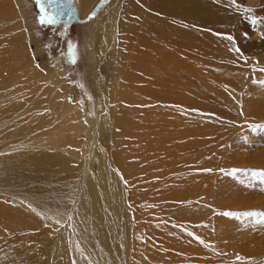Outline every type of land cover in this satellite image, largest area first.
I'll return each mask as SVG.
<instances>
[{"label": "bare ground", "instance_id": "1", "mask_svg": "<svg viewBox=\"0 0 264 264\" xmlns=\"http://www.w3.org/2000/svg\"><path fill=\"white\" fill-rule=\"evenodd\" d=\"M19 1L0 0V153L7 156L0 155V192H4V188L14 185L12 183L18 180L40 183L53 182L52 178L59 180L60 186L50 191L51 194H58L54 193L50 197L62 200V203L60 200L57 202L67 206V209L63 206L65 211L61 212V205L56 208V205H50L51 201L44 202L49 191L36 188V185L27 191L26 200L32 205L34 202L44 203V211H48L46 215L53 218L57 225L68 218L71 229L62 226L54 233L47 232L32 218L30 208L17 209L15 214L12 212V218L5 217L6 227L2 222L4 242L9 233L18 234L14 237L16 243L5 247L8 256L10 254L13 257L6 260L10 264H22L23 255H29V237H26V231L33 229L36 231L34 237L41 243L38 250L33 248L29 252L41 255L45 251L43 254H47L46 264H254L260 257L257 246L246 248L245 244H241L238 240L242 235L239 237V234L244 231L238 233V230L228 228L229 221H222L219 227L205 226V222L202 226L194 227L190 223L199 220L203 222V219L195 220L191 213L195 206L191 207L190 204H197L200 200L196 198L197 195L201 193L203 198L209 193L211 197L210 191L212 193L214 190L218 195L224 187L219 182L214 186V175L211 182H206L207 171L201 174L200 168L210 165V161L196 165L198 156L195 154L191 157V152L195 153L199 148L197 142L188 144L185 140L193 139L195 123H190V119L196 118L200 107L208 110L206 104L223 99L224 92L215 87V78L224 76V73L237 72L233 69L238 66L244 68L243 62L246 61L239 58L235 51L245 48L241 30L236 27L237 23L233 25L237 16L235 11L240 10H236L235 2L116 1L114 16L119 24L102 31L103 37L100 41L96 40L95 45L96 50H108L107 53L114 59V62L113 59L107 62L109 66L110 63L113 64V72L108 76L112 88L106 93L103 104L109 107V114L113 110L112 104L117 105L118 109H115L116 112L112 111V119L107 117L103 122L106 123V129L111 125L115 127L112 131H116L120 127L119 117H122L119 106L125 105L122 114L127 121L123 126L127 133H121L123 136L120 145L122 146L125 138L144 135L146 139L139 141L138 146L144 143L149 148L153 144L156 146L153 151L161 150L159 156L152 157L154 166L150 169L151 173L146 175L142 172L145 166L138 168L130 159L126 163L120 155L119 147L116 148L112 135L107 146L96 148L99 135L97 130L87 131L82 111L77 106H67L60 101L62 86L57 75L39 70L31 60L29 30L21 32L19 27L23 18L19 24L15 19L21 14ZM94 1L73 0L81 15H84ZM58 2L62 4L60 9L64 15H71L66 19L73 18L70 0ZM124 28L126 32H123ZM228 35L233 38L231 41L225 38ZM31 62L34 66H31ZM229 64H233V71ZM226 67L228 70L224 71ZM232 83L235 87L241 86L236 79ZM261 90L256 87L250 91L247 99L255 102L254 107L262 113L260 117H264V91ZM61 94L65 95L66 89ZM118 95L121 96L119 100L116 98ZM103 129L105 130V126ZM69 131H75L78 135L65 136ZM134 131L139 133L135 134ZM58 138L61 141H55ZM84 139L81 152L83 160L77 170L66 176L60 173L55 175V169L61 171L68 166L66 157L39 148L66 150L67 145L81 146ZM176 148L177 153L174 152L173 158H163L168 157L171 149ZM182 157L184 162L179 163ZM129 167L136 169L133 175L127 173L126 168ZM39 173L43 176L39 177ZM127 182L131 183L130 190L127 189ZM69 184H75L73 189L68 188ZM233 186L237 184L230 185L228 194L231 196L226 197L229 205L236 204L233 200L238 196L242 197L244 192L245 196L256 193H247L248 187L241 191ZM235 193L242 194L237 196ZM256 194L255 204L248 195L247 200L251 203L247 204L244 199L246 197L243 196L246 204L241 206L243 202L239 199L237 209L259 206L264 210V193ZM158 203L160 206H156ZM136 204L138 207L135 209ZM161 211L165 212L161 216L164 219L158 220L156 216ZM195 211L196 209L193 213ZM24 212L27 215H22ZM167 214H171L172 218L176 215L174 221L170 218L168 222L165 217ZM188 214L192 217L185 223L182 216ZM262 222L264 223V217L260 223ZM208 223L210 225V221ZM132 224L136 227H132ZM259 226L254 224V228ZM238 255L244 259L237 261ZM20 256L21 263L18 260ZM34 256L37 255L32 254Z\"/></svg>", "mask_w": 264, "mask_h": 264}, {"label": "rangeland", "instance_id": "2", "mask_svg": "<svg viewBox=\"0 0 264 264\" xmlns=\"http://www.w3.org/2000/svg\"><path fill=\"white\" fill-rule=\"evenodd\" d=\"M116 1L118 2L119 0H95L92 3L91 7L84 13V15H81L76 4L73 2V0H70V7L74 11L73 18H70L68 21L54 20V23L48 24V23L40 22V17L43 16L45 13H47V15L52 17L51 15L52 6L47 3V0H20L19 5L21 6L20 8L21 14L17 15L15 19L18 20L17 22L19 24V21L21 20V18H23V21L20 22V27H19L21 32H25L26 29L29 30L28 35L30 38L28 37V46H29V50L31 51V58H32L31 60L33 61L35 66L38 67V69L42 70L43 72L46 73L53 72L54 74L57 75L58 80L62 86L59 93L60 101L62 103L64 102V104H66L67 106H77L82 111L81 114L84 121L86 122L85 129L87 131H89L90 129H91L90 132L93 129L97 130L99 134L97 140L98 146L95 147L99 148L100 146H107L109 142V138L112 135L116 143L115 146L116 148L119 147L120 155H122V158L126 160V163L130 159L131 162L134 165H137L138 168L141 166L142 167L145 166L142 172L148 175L151 173V170L154 166L153 164L154 161L151 162V160L153 159L152 157L155 155L159 156L161 150L153 151L152 149L156 147L153 144H151L149 148H147V146L144 143H142L139 144L140 146L139 147L138 142L144 141L146 139L144 135L140 136L133 134V133L135 134L139 133V131H134L133 133H131L134 135V137L125 138V140L122 142L123 143L122 146L120 145L121 136H123L121 133H125V134L127 133L123 128V126L127 123V121L123 119L124 114H122L123 113L122 109L125 108V105L119 106V113L122 115V117L121 116L119 117L118 123L120 127H117L116 131L114 132L112 131L115 130V127H111V125H110L111 129L109 127L106 129V123L103 122L104 119H106L107 117L112 119L111 117L113 116V112L115 111L116 108L118 109L117 105H115L116 106L115 107L114 104H112L113 106L112 108L114 111L112 110L113 111V112L111 111L112 114L111 112L109 114V110H110L109 107L103 104V100L106 96V93L109 92V90L112 88V82L108 78V76L113 72L112 71L113 64L110 63L111 66H109L107 62L108 60H112L113 57L107 53L108 50L106 51L105 50L102 51L101 49L96 50L95 45L97 44L98 39L99 41L100 39H102L103 37L102 31L110 28L111 25L119 24V21L115 19L114 16L115 13L114 6ZM233 1L236 4L237 7L236 10L238 9L241 10V11L240 10L235 11L237 16L236 18H234L236 20H234L233 25L234 23L235 24L237 23L236 27L239 28L242 33L241 39H242V43H244L243 47L245 48L239 49L240 51H238L237 54L239 58L241 57L243 61H246L243 62L244 68L240 66L234 68L232 67L234 63L232 65L229 64L230 70H232L231 68H234L233 70L236 69L237 72L235 73L231 72L230 74L224 73V76L215 78V87L224 92V96L222 97L223 99L222 101H213L211 103L208 102L210 104L205 105L207 108H209L208 110L203 107H200V111L196 112V118H193V120L190 119V123L191 121L195 123V126L193 127V129L195 130L194 135H192L193 139L187 138L185 140L186 142H188V144L193 141L194 144L195 142H197V148L199 147L196 150L197 153L191 152L192 153L191 157L195 156V154L198 156L199 163L196 162L195 163L196 165L203 164L204 162L209 163L208 161H210V165H207V167L203 166V168L202 167L200 168L201 174H205L204 169L211 168L212 170L210 172L207 171V179L205 178L206 182L207 183H209V181L211 182V178L214 175L213 177L215 178L213 180L215 181L213 182V184L215 183L214 186H216L218 182H219L218 184L222 183L221 187L224 186L222 187L223 188L222 190L224 192L225 191L227 192H225L226 194L222 193L223 191L221 192V194L219 193L218 194L219 198L218 195H216L217 193L216 194L214 193L216 192V190H214V192L212 193L210 191L211 197L209 196V193L204 195L203 198H201L203 196L201 193L200 195H197L198 197L196 198H200L197 204L200 205H197L196 202L191 203L190 206L191 207L195 206L194 209H196L195 211L196 213H193L194 209L193 212L191 211V213L192 215H194L195 220L203 219V222L202 221L200 222L199 220L195 223L192 221L190 223H193L192 225L194 227H199V225L202 226L203 223L205 222L204 225L210 227V226H218V225L221 226L222 221L223 223L225 221H229L228 228L234 231L238 230L237 231L238 233L240 231L241 232L244 231L242 232V234H239V237L240 235H242L241 238L238 240L241 241V244H245L246 248L257 246L256 249L258 252H260L259 253L260 257L255 261L254 264H264V251H263L264 226L262 225L263 227H260L261 226L260 224H264L263 222L260 223L262 218L264 217V210L262 208H259V206H256V208L244 207L241 209L242 211L240 210L239 207L238 210L237 205L240 202L239 199H241L243 202V196H245L244 195L245 192L243 193V195H241L242 197L237 195L242 193H235V195H237L238 197H236L237 200L236 199L233 200V203L236 204L229 205L228 204L229 202L227 201L228 199L226 198L227 196H231L228 194V190L231 189L230 185H232L233 183L237 184V186H233L237 190L245 191L247 189L246 187H248L249 190L247 189V193L256 192L258 194L260 193V195L264 193V180L251 178V171L253 170L264 171V162H263L264 127H260V126H264V120H263L264 117H260L262 113L257 108L254 107L255 102L248 101L247 99L249 98L250 91H252L256 87L262 89L261 92L264 91V0H233ZM41 5L43 6V11L41 10ZM123 32H126L125 28L123 29ZM33 63L31 62V66H34ZM226 68L227 69H224V71L228 70V67ZM252 75H254V77ZM233 79H236V82L239 83L241 86L235 87L234 83H232ZM64 89H66L65 95L61 94V92ZM262 93L264 94V92ZM263 94H261V96H263ZM116 98L117 99L121 98V96L118 95L116 96ZM113 102L115 103V101H112V103ZM215 105L218 106L219 109H217ZM221 108L223 110H220ZM248 112L251 114H249ZM187 118L189 119V117ZM103 125L105 126V130L103 129L104 128ZM99 132L101 133L102 137ZM64 135L69 137H74L78 134L75 131L74 132L69 131V133L67 132ZM101 139L102 142H100ZM129 139L131 140L133 139V141H129ZM57 140L61 141V138H58L55 141ZM84 141L85 139L82 141L81 146L67 145L66 150H58V149L54 150L46 147H40L39 149L51 151V152L54 151L66 157L65 160L68 161V166L62 169L61 171L55 169L57 172V173L55 172L56 173L55 175H59L58 173H60V175L66 176L68 174H72L75 169L77 170L81 160H83L82 157L83 153L81 152H82V148L84 147ZM130 149H132L131 152L128 151ZM174 152L177 153V148L175 150L171 149L170 155L168 157H163V158H173L175 155ZM5 156L6 155H4V157ZM111 157L113 159V156ZM182 161L184 162L183 157L181 160H179V163ZM164 166L165 164H163L162 168H164ZM133 169L134 168L132 167H129V169L126 168V170L128 171L127 173L133 175V173L136 170ZM221 169H224L225 171L222 172L220 171ZM230 169H241L242 171L236 172L235 175H228L227 173L228 170ZM38 176L42 177L43 175L39 173ZM223 178L225 181H223ZM52 180L53 182L50 183L49 182L40 183L36 181L35 182L29 181L26 179L25 181L18 180L12 183L15 186L11 185L10 187H7L9 189L4 188V192H0V218H1L0 219V236H1L0 264L1 263L10 264V261L6 259L10 260L13 258L12 256H10V254L8 256L5 247L16 243L14 242V237L18 234L9 233L7 235L8 237L7 240H5V242H4V236H2L4 234V227H6L7 225L4 224L5 217L7 216L12 218L13 216L11 217V215L13 211L15 214L19 209L21 210L25 208H30L33 212L32 218L36 219V222L44 229H46L47 232L49 231L50 233H54L55 231H58L60 228L63 227H66L69 230L70 226H69L68 218H66L64 223L60 224L61 225L60 227V225H57L55 223V220L53 218L48 217L46 215L47 214L46 212L48 211H44L45 210L43 207L44 203L42 204V202L41 203L34 202L35 204L32 205L26 200L28 193L27 191H29L33 186L35 187V185L36 188L40 187L45 191H49V193L51 189L60 186L59 180H55V178L54 179L52 178ZM127 184H128L127 189L130 190L131 183L127 182ZM254 184H256V186ZM73 185L75 186V184H71V185L69 184L68 188L73 189L74 187ZM207 185L209 184H206V186ZM218 191L220 192V190ZM49 193H47L44 202L46 200H48L49 202L51 201L52 203L50 202V205L51 204H53L54 206L56 205L55 206L56 208H59V205H61L60 208L62 207L63 209V210L60 209L61 212L65 211V208L67 209V206L64 204H60L62 203V200L57 198H54V200L52 199L54 193L56 194L58 193L57 192H54L53 194L51 193L49 194ZM256 193H251V195L254 194L253 196H251L250 194H246V196L247 195L250 196L251 201L254 200L253 204L257 202V199H254V197H257ZM222 194H225L226 196L225 195L223 196ZM51 195L52 197H50ZM244 199L247 200V197ZM59 200L61 201L60 203H58ZM188 200L192 201V199L190 198H188ZM54 201L56 202V204H54L55 203ZM223 201L227 202V204L224 203ZM249 201L248 200L246 201L247 204L251 203V201L250 202ZM208 204H210V206H208ZM245 204L243 202V205L241 206H244ZM232 205H233V209H232ZM63 206H65V208H63ZM135 206L136 209L138 207V204H136ZM156 206H160V203H158ZM8 208L10 210H8ZM4 210H7V212L5 213ZM202 210L205 212H203ZM253 211L257 213L256 216L243 215V213L253 212ZM224 212H232L235 213L236 215L224 216L223 215ZM164 213H165L164 211H161L158 214V216H156V219L158 220L164 219V217H161L164 216ZM22 215H27V214L25 213ZM174 216L176 217V215ZM165 217L168 222L170 221V218H172L171 214H167V216ZM175 217L173 218L175 219ZM191 217L192 216L188 214L186 216H182V219L184 218L186 223L189 222V219ZM173 218L172 220L174 221ZM209 221H210V225L208 223ZM2 222L4 224V227H2L3 226ZM132 223L134 224V222ZM254 224L255 226H259V225L260 226L258 228L256 227L254 228ZM132 227L135 228L136 226L133 225ZM136 231L137 229L135 230V232ZM254 233L256 235H254ZM26 234L28 236L26 235L25 236L27 238L29 237L28 239L29 245L27 247V250L29 255H31L30 256L31 258H29V255L26 254L23 255L22 259L26 264H31V262H33L35 259L36 260L35 262H33V264H46L47 254L46 256L45 254H43V252L45 253V251H43L41 255L38 253L36 254L29 252V249L32 250L34 248L35 250H38V246H40L39 243L41 242H39L38 239L34 237L36 231L33 229H29L28 231H26ZM239 237H236V239H238ZM43 249L45 250V248ZM32 254H35L37 256L32 257ZM21 256L20 259H18L20 263L22 260ZM37 257H38V261H37ZM30 259H32L33 261H31ZM23 260H22V264L24 263Z\"/></svg>", "mask_w": 264, "mask_h": 264}, {"label": "snow or ice", "instance_id": "3", "mask_svg": "<svg viewBox=\"0 0 264 264\" xmlns=\"http://www.w3.org/2000/svg\"><path fill=\"white\" fill-rule=\"evenodd\" d=\"M41 10L43 11V6L41 5ZM40 22L41 23H48V24H52V23H54V19L51 17V16H49V15H47V13H45L43 16H41L40 17ZM219 35V34H218ZM227 40H229V41H231L233 38L230 36V35H228V36H226L225 37ZM235 51H239V49H235ZM260 127H264V126H260ZM5 153H0V155H4ZM204 171H208V172H210V171H212L211 169H204ZM220 171H225L224 169H221ZM238 171H242L241 169H230V170H228V175H235L236 174V172H238ZM251 178L252 179H260V180H264V171H256V170H253V171H251ZM223 215L224 216H234V215H236L235 213H232V212H224L223 213ZM243 215H246V216H256L257 215V213L256 212H246V213H243ZM191 235V234H190ZM244 258L243 257H241V256H236V260L237 261H242Z\"/></svg>", "mask_w": 264, "mask_h": 264}, {"label": "flooded vegetation", "instance_id": "4", "mask_svg": "<svg viewBox=\"0 0 264 264\" xmlns=\"http://www.w3.org/2000/svg\"><path fill=\"white\" fill-rule=\"evenodd\" d=\"M47 3L52 6V9H51V13L52 14L51 15H52V18L54 20H62V21H66V20L68 21L69 20V19H66V18L71 16V15H69V16L67 14L64 15L63 11L60 9L61 8L60 5H62V4H60L58 2V0H48ZM52 3H54L55 5L52 4Z\"/></svg>", "mask_w": 264, "mask_h": 264}, {"label": "water", "instance_id": "5", "mask_svg": "<svg viewBox=\"0 0 264 264\" xmlns=\"http://www.w3.org/2000/svg\"><path fill=\"white\" fill-rule=\"evenodd\" d=\"M63 2H67V0H63ZM51 3V2H50ZM52 4H54V3H52ZM55 5V4H54ZM66 6L68 5V3L67 4H65ZM62 5H60V7H61ZM62 8V7H61ZM71 11V10H70Z\"/></svg>", "mask_w": 264, "mask_h": 264}]
</instances>
